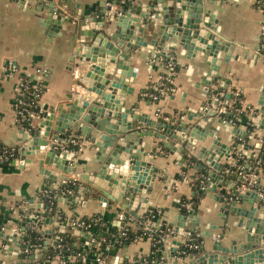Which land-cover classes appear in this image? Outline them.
Returning <instances> with one entry per match:
<instances>
[{"label":"crops","instance_id":"1","mask_svg":"<svg viewBox=\"0 0 264 264\" xmlns=\"http://www.w3.org/2000/svg\"><path fill=\"white\" fill-rule=\"evenodd\" d=\"M136 1L146 4L149 0H55L62 10V14L74 19L78 18V13L91 16L95 11L100 12L107 6H110V10H118L122 3L128 4ZM255 1L214 0L209 2L205 0L203 3L204 8L210 9L217 20L214 23V28L210 29L211 32H214L222 41L231 44L230 56L226 55L225 51L218 50L217 65L211 72L213 74L218 72L219 76L213 75L216 79L213 80L214 77H212L210 84H205L202 81V76L209 71V67L205 63L207 57L202 51L197 50L194 55L189 53L190 56H188L187 49L179 45L173 37L165 40L160 46H150L148 45L151 43L149 39L157 36L149 35L146 30L138 33L145 38L147 45H135L132 48V54L128 57L130 65L135 68L133 79L128 83V86L132 87V91L124 93L121 97L125 108L135 104L132 109L137 113L144 114V119L146 122L148 121V124L136 125L133 128L147 133L142 137V140L144 149L149 155L148 160L151 168L154 170L151 176L153 183L145 192L146 202L135 201L132 207L138 217L117 203L112 201L104 203L99 198L90 196L89 192H80L84 189L80 187L83 180L78 178V172H83L82 165L85 162L90 163L92 161L95 148L90 136L77 134L72 128L70 131L60 132L59 140H57L61 144L62 150L68 153L69 161L76 169L74 172L67 173L59 171L63 176L59 183L45 177L39 169V156L36 154L25 155L26 158L30 157V159L22 166L12 162L14 158L22 157L18 153L7 164L0 163V233L14 236L15 241L8 238L9 246L19 250L15 254L13 251L10 254L5 250L1 252L5 238L0 235V260H3L5 264L12 261H16V264H33L39 261L44 262V264H63L60 257L43 259L45 252L42 253V250L45 248V244L28 250L25 257L21 255V252L24 251L25 240L23 235L26 226L30 221L35 220L33 213L26 214L27 208L39 211L42 206L39 194L46 187V184L56 188L69 179L75 181L73 190L67 191L68 194L65 196H58L57 200V207L67 216L79 218L99 213L108 222L109 227L118 223L120 212H125L129 213L131 217L130 224L135 225V219L143 216L145 210L156 208L159 213L155 215L152 222L147 220L146 223L149 222L154 225L156 222L165 220L175 224L178 215L181 214L175 203L181 196H190L191 189L188 179L196 173L198 168L195 164L197 161L204 163V160L197 156V153L200 151V147L208 148L213 138L206 136L203 141L198 138L195 146L181 150L182 157L186 153L197 158L192 167L187 169L185 179H181L179 178L182 172L181 160L174 153L177 149L168 148L164 143L175 142L185 149L189 128H186L185 135H181L183 139H180L166 133V128L161 127V125L163 122L171 124V130L175 131V126L181 121L193 122L188 119V116L199 115L203 104L204 109L209 108L211 105L206 102L208 94H204L205 88H207L205 86H208L210 90L216 89L211 94L212 99L217 100V104L213 109V114H210L213 128H209V130L218 136L220 142L229 144L232 148L230 151L232 160L222 156L219 162L234 165V168L239 172L234 174V168L227 166L225 171L233 172V175H228L230 178L228 184L223 181L221 187L202 192L194 207L189 202L185 203L189 212L184 215L193 212L198 224L195 225L193 218L187 217L183 225L185 232H176L170 235L168 249H166V260L169 263L168 252L173 241L178 247L187 238H199L200 244H204L205 250L211 251V244L215 238H219L220 233H223V236L219 238L223 245H228L232 238H237L240 227H243V223L242 226H237L240 216L226 209V207H222V204L227 201L225 195L227 196L229 192L232 193L233 189L246 190L243 187L245 183L243 179L248 176L247 173H244L245 170H248V167L245 166V163L249 162L247 156L251 154L252 150L256 151L255 146L264 140V122H261L264 114V52L259 49L264 26L263 13L255 6ZM46 4V0H0V72L6 69V73L1 74L0 78V142L2 145L6 144L18 148L22 144V141L18 139L21 127L16 124L14 106L17 83L22 75H28L33 84L37 83L44 87L38 99L41 114L37 113L33 118L35 130V124L43 118V111L54 109L65 102L69 93L78 99L77 105H81L83 100L92 102L94 98L91 90L77 81V77L73 74L74 66L69 68L71 65L69 55L73 48L69 40L74 24L65 21L62 23L59 32H55L51 36L47 35L45 26L41 23L46 11L44 7ZM161 56H171L178 68L171 82H168L172 85L165 86L163 91L159 92V96L154 98L149 96L145 90L149 87L150 82H154L155 85V82L161 79L160 73L165 70ZM227 93L232 96L239 93L242 95L240 103L246 111V116L255 124V127L250 131V139L247 141L249 144H253L254 147L252 148H246L244 143H240V146L236 147L232 144L236 142L234 141L236 130H239L243 124H236L232 120L233 113L228 108L233 101L230 96L225 106L232 121L229 122L227 116L223 115L222 105ZM128 116L130 117V115ZM90 126L91 134H95L97 130L92 125ZM245 130L243 127L242 132H246ZM176 132L179 133L178 135L181 134L179 130ZM162 133L166 138H169L168 141L159 136ZM71 137L77 139V149L67 147ZM234 151H239V156H246L241 164L235 165ZM249 163L251 164V162ZM44 166L53 172L58 171L53 166ZM257 178L258 190L262 191L264 172L259 171ZM229 182L233 183L232 187H229ZM75 186L80 187L78 191L75 190ZM236 205L252 207V204L246 200H239ZM254 205L259 206L255 209V215L264 219V206L257 204V200H255ZM21 208L23 209L22 212ZM43 227L46 243L52 240L51 237H46L47 230H50V234L54 236L61 228L55 224L53 219L49 222L46 220ZM205 230H212L213 236H203ZM87 233L90 234L89 238L83 234H78L84 242L82 251L85 253L82 257L79 256L78 260L69 256L71 264H88V262L93 264L89 261L92 255L88 256L86 249L93 242L96 243L94 236L96 232L94 229H90ZM17 242L20 244L19 246H17ZM262 246L264 249V244ZM97 249V246L93 247V255L101 253V251L96 253L95 250ZM150 251L151 239L149 236H145L136 238L120 247H111L107 258L114 264L117 260L131 258L135 255H145ZM29 254H34L33 258H29ZM177 264H183L178 257ZM254 264H264V261Z\"/></svg>","mask_w":264,"mask_h":264},{"label":"water","instance_id":"2","mask_svg":"<svg viewBox=\"0 0 264 264\" xmlns=\"http://www.w3.org/2000/svg\"><path fill=\"white\" fill-rule=\"evenodd\" d=\"M46 1L47 4L44 6L46 11L41 20L45 26V33L51 36L53 33L59 32L65 21L74 24L69 40L73 45L69 55L71 63L69 68L78 67L77 81L91 90L94 98L92 102L83 100L81 105H77L78 99L69 93L65 102L54 109L43 111V118L35 124L34 132L20 128L18 139L22 141V144L16 148V151L22 157L14 158L12 162L22 166L30 159L25 155L36 154L39 156V169L45 177L59 183L63 177L60 172H74L76 169L70 163L68 153L62 150L61 144L58 142L59 134L74 128L77 134L90 136L95 148L92 161L85 162L82 165L83 172H78V178L83 180L80 187L84 189L80 192H89L90 196L97 197L104 203L107 201L117 203L138 217L132 207L135 201L146 202L145 192L153 183L151 176L154 170L151 168L148 160L149 155L144 149L142 140V137L147 133L133 128L136 125L148 124V121L146 122L144 119V114L137 113L132 109L135 104L125 108L121 98L124 93L132 91V87L128 86L135 74V68L130 65L128 59L132 54L131 50L135 45H147L145 38L138 33L146 30L149 35L157 36L149 39L151 40V43L148 44L150 46H160L165 40L173 37L179 45L187 49L188 56H190L189 53L194 55L197 50L202 51L207 57L205 63L209 67V71L202 76V81L205 84H210L212 77H214L213 80L216 79L213 75L219 76L218 72L214 74L211 72L217 65L218 50H223L226 55L230 56L231 44L222 41L214 32H211L210 29L214 28V23L217 20L210 9L204 8L205 0H149L146 4H142L141 1L122 3L118 10H110V6H107L100 12L95 11L91 16L78 13V18L75 19L62 14L63 12L55 0ZM208 1L213 2L214 0ZM172 47L174 46L172 45ZM205 87L207 88H205L204 94H208L206 102L211 106L204 109L203 104L199 115H189L188 119L193 122L181 121L175 126V131L171 130V124L163 122L161 125L166 128V133L180 139H183L181 135H185L186 128H189L185 149L175 142L164 143L168 148L177 149L174 153L180 160H182L181 150L195 146L198 138L202 141L206 136L213 138L208 148L200 147L201 149L197 153V156L201 157L207 165L204 191L221 187L223 181L228 184L230 181L228 175H233V172L225 171L223 164L219 162L222 156L232 160L231 146L220 142L218 136L209 130V128H213L211 115L217 104V100H213L211 94L216 89L210 90L208 86ZM229 96L228 93L225 95L222 105V110L226 114L225 104ZM226 116L227 120L231 122L230 116L228 114ZM262 117L261 122H264V114ZM90 125L97 130L95 134H91ZM243 127L244 125H241L239 130H236L234 137L236 142L232 143L235 147L240 146L239 139L245 134L242 132ZM52 130L54 131L51 132ZM177 130L181 132L180 135L176 132ZM159 136L166 141L169 140L163 133ZM244 146L252 148L253 144L245 142ZM44 165L53 166L58 171L53 172ZM248 165L249 163H245L246 167ZM195 166L198 169L203 168V162L197 161ZM233 171L234 174L239 172L235 168ZM243 181H246V178ZM232 186L233 183L229 182V187ZM80 187L75 186V190L78 191ZM232 193L235 199L227 201V204L224 202L222 207H226L240 216L237 226H242L243 223V227H240L236 236L240 239L232 238L228 245H223L219 240L223 233H220L219 238L213 240L211 251L205 250L202 243L198 250H192L179 256L178 258L183 264H254L264 261L262 246L264 244V219L255 215L258 205H254L257 200V204L264 206V198L259 197L255 189L239 190L235 188ZM239 200H246L252 204V207L236 205ZM187 217L193 218L195 225L198 224L193 212L187 215L180 214L174 224L176 232H185L183 225ZM46 220L51 221V217ZM74 232L83 234L87 238L90 237V234L81 229H75ZM0 235L5 238L1 252L5 250L8 254L12 251L14 254L18 253V248L9 246L8 238L15 241V237L3 232ZM204 235L213 236V232L205 230ZM50 236V230H47L46 237ZM16 244L20 245L18 242ZM44 244L46 248V241ZM45 248L42 253L45 252ZM176 249L177 246L173 241L169 247L168 264H177V257L174 254ZM33 256L34 254H29V258H33ZM16 263V261H12L9 264ZM0 264H5V262L0 260Z\"/></svg>","mask_w":264,"mask_h":264},{"label":"trees","instance_id":"3","mask_svg":"<svg viewBox=\"0 0 264 264\" xmlns=\"http://www.w3.org/2000/svg\"><path fill=\"white\" fill-rule=\"evenodd\" d=\"M178 66H175V69H177ZM6 69H4L2 72H0V78L1 74H5ZM161 75V81H162V86L169 87L172 84L168 83V80L165 78L166 72L160 73ZM21 79V80H20ZM19 79L17 83V88L15 95L19 94L20 92L23 95L24 100L27 102L26 109L24 110L23 115H19V119L16 122V124L23 128L27 129L30 132H34V124H33V118L37 113L40 112V107L38 104V99L40 98L42 91L44 90V87L41 86L40 84L33 85L32 80H29L28 75H22L21 78ZM24 81L25 84L20 85V81ZM149 87L145 90L146 93H153L156 94L157 97L159 96V90L157 88H154V82L149 83ZM231 98H233V101L230 103L228 108L231 110L233 113L232 120L236 124H243L245 127V134L242 138L239 139L240 142L243 141H248L250 139V131L255 127V124L253 120H250L246 116V111L243 109L242 104L240 103V99L242 98L241 93L235 95H230ZM229 97V98H230ZM16 109V108H15ZM228 111V109H226ZM29 111H32V113H29ZM224 116L227 114L222 112ZM77 140V139H76ZM67 147L69 149H77L78 148V142L72 143L70 140L67 144ZM255 148H257L256 151L252 150L251 154L247 156V159L249 162H251V167L255 168L256 172L258 173L259 171L264 172V140L261 142L260 145H256ZM0 152L4 154L3 160L0 161L2 164H7L9 160L12 158V156H9L8 154L10 152L13 153L15 156L17 154L16 148L8 146L6 144L0 145ZM239 151H234L233 152V157L235 158V165L236 164H241L246 156L238 155ZM196 156L192 154H183L182 160H181V174L179 178L185 179L186 171L189 167H192L194 162L196 161ZM207 165L203 163V168L197 169L196 173L191 175L190 179H188V183L191 189V194L190 196H181L180 199L177 202V207L180 211L181 214H186L189 212V208L186 207L185 203L189 202L192 207L196 206V204L199 201V198L204 192V189L201 188V186L206 182V177H207ZM231 167L234 168V165H229L228 163L223 164V169L226 167ZM258 181V179H257ZM75 185V181L72 179L67 180L64 183H61L58 185L56 188L49 187L46 184V189L47 192H40L39 194V199L41 200L42 206L39 211H33L31 208H27L26 214L28 213H33L35 220L30 221L27 226L26 230L23 235V239L25 240V244H23L24 248H28L29 250H32L33 248L36 247L38 244L39 246L44 245L45 241V236H44V227L43 223H45L46 219L48 217H51L55 221V224L58 227H61L56 234L53 236L51 235L50 237L52 240L48 242L46 245V250L44 253L43 259H52L54 257H60V259L63 261V264H71L69 260V256L75 257L76 260H78V255L76 254L78 251L83 250V244L84 242L81 240L80 235L74 233V228L70 224V219H75V220H85L86 222H90V226L87 228L80 227L82 230H90L94 229L95 230V242L91 244L90 246H87V254L92 255L90 257L89 261L93 262V264H96L95 258L93 255V247L97 246L98 249L95 250L96 253L98 251H101V254L105 255L108 257V253L110 251L111 247H120L124 244L130 243L131 241L135 240L136 238L139 237H145L147 235V231L144 228V225L146 224L147 220H150L151 222L153 221L154 214L158 212V209L156 208H149L144 211L143 216L140 218L135 219L136 223L135 225L130 224V219L126 218L120 226L118 224H113L108 227V222L102 218L98 220L97 222H93L91 220V217L94 215L98 214H92L90 216H82V217H75V216H67L64 214L58 207H57V200L58 196L64 192V196L68 194L67 190H73ZM259 185V184H257ZM262 191L264 192V188H262ZM231 195L233 193L229 192L227 195ZM234 195V194H233ZM19 203V202H18ZM227 204V201H226ZM19 205V204H17ZM21 212L23 209H20ZM60 215L59 218H56V215ZM127 216H129V213H126ZM107 224V226H106ZM174 224L166 222L165 220H161L159 222L154 223L152 226V234H153V243L151 239V251L148 254L145 255H135L134 258H139V259H147L148 262H152V264H161L162 260L167 259V254L165 253V245L168 243V238L170 237L169 235V228L172 227ZM124 231L123 234L120 232ZM163 237V238H162ZM189 243L196 244L197 246H189ZM200 240L199 238H187L184 240L176 249L174 252L176 257L182 256L186 253L191 252L192 250H198L200 247ZM96 248V247H95ZM28 254V251L26 252H21L22 256H26ZM133 258V257H132ZM75 260V261H76ZM128 260V258L124 259ZM33 264H44V262L39 261L37 263ZM88 264H90L88 262Z\"/></svg>","mask_w":264,"mask_h":264},{"label":"built area","instance_id":"4","mask_svg":"<svg viewBox=\"0 0 264 264\" xmlns=\"http://www.w3.org/2000/svg\"><path fill=\"white\" fill-rule=\"evenodd\" d=\"M255 6L258 9H260L262 11V13H263V26H264V0H256L255 1ZM259 49L264 52V27H263V31H262V35H261V42L259 44ZM160 58H161V60L163 62V66L165 68V72H166L165 78L168 80V82H171V80H172V78H173V76L175 74V71H176V69H175L176 63H175L174 59L171 56H161ZM77 70H78L77 66H74L73 67L74 76H77ZM19 83H20V85H22V84L24 85L25 84V82L23 80L20 81ZM162 84L163 83H162V81L160 79L157 82H155V85H153V86H154V88H157L159 90V92H162L163 88H164L162 86ZM33 85L37 86L38 84L35 83ZM147 94L149 96L154 97V98L157 97V95L153 94V93H147ZM26 105H27V102L24 100L23 95H22L21 92L19 94L15 95V97H14V106L16 108V117H15L16 121H18L19 115L21 116V115L24 114V110L26 109ZM29 113H32V111H29ZM70 141L72 143H76L77 142L75 137H71ZM243 143H245V142H241V144H243ZM9 156L13 157L14 155H13L12 152H10L8 154V158H9ZM4 157H5L4 154L2 152H0V161L3 160ZM247 167H248L247 168L248 170L247 171L245 170L244 173H247L248 176L246 178V181H245L243 187H245L246 190L247 189H255V190H257L259 197L264 198L263 192L261 190H258V188H259L258 185H257L258 173L256 172L255 168L251 167L250 163H249V165ZM62 183H64V182H62ZM256 185H257V187L255 188ZM205 186L206 185L204 183L201 186V188L204 189ZM237 189H239V188H237ZM67 191L69 192V190H67ZM42 192H47V189L44 188L42 190ZM64 192L65 191H63L62 194H60V196H63ZM225 199H227V201H230L232 199H235V196L233 194L232 195H227V196L225 195ZM158 213H159V210H158V212L156 214H158ZM156 214H154L153 216H155ZM59 217H60V215L57 214L56 218H59ZM128 217L130 218V215L127 216V214L125 212H120L118 214V223L117 224L120 226V224ZM100 218H101V215L98 213V214L94 215L93 217H91V220L93 222H97L98 220H100ZM70 224L72 225L74 230L75 229H81L80 227L87 228V227L90 226V222H86L85 220L70 219ZM152 226H153V224H151L149 222L144 225V228L147 231V235L151 239L153 238ZM83 231L87 232L86 230H83ZM168 232H169V235H172V234L176 233L175 226L173 225L172 227H170ZM120 233L123 234L124 231H121ZM92 241H93V238H92ZM152 243H153V239H152ZM192 245L193 246H197L196 244L189 243V246H192ZM37 247H40V246L37 244L35 248H37ZM167 247H168V243L165 245V250H164L165 253H166V249H168ZM28 250H29L28 248H24V251L27 252ZM84 253H85V251L80 250L76 254L78 256L82 257L84 255ZM94 258H95L96 264H113L110 260H108V258L105 255H103L101 253L100 254L99 253L96 254L94 256ZM152 262L153 261L148 262V260L145 259V258L139 259V258H134V257L132 258L131 257V258H128V260H124V259L117 260L114 264H152ZM161 264H168V261L167 260H162Z\"/></svg>","mask_w":264,"mask_h":264}]
</instances>
